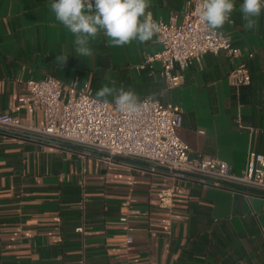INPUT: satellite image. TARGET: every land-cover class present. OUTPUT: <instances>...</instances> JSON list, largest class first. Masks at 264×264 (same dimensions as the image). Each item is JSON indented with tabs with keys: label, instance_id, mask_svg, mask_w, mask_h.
Here are the masks:
<instances>
[{
	"label": "crops",
	"instance_id": "0c3cea01",
	"mask_svg": "<svg viewBox=\"0 0 264 264\" xmlns=\"http://www.w3.org/2000/svg\"><path fill=\"white\" fill-rule=\"evenodd\" d=\"M51 2L0 0V113L42 126V109L30 115L21 101L31 79L52 76L64 95L76 81L95 98L104 85L130 86L141 100L181 108L177 136L192 158L220 160L241 173L249 152L264 155V14L256 29L244 30L243 0H235L233 23L219 31L238 56L206 54L168 89L158 64L139 69L146 54L161 49L156 36L109 47L101 34L91 44L94 55L79 57ZM151 3L154 20L181 22L185 0ZM57 55L68 59L56 62ZM239 65L250 83L237 88L229 74ZM15 133L0 128V264H264L261 194ZM164 192L171 202L161 205ZM80 226L86 234L75 231Z\"/></svg>",
	"mask_w": 264,
	"mask_h": 264
},
{
	"label": "built area",
	"instance_id": "2783aa9c",
	"mask_svg": "<svg viewBox=\"0 0 264 264\" xmlns=\"http://www.w3.org/2000/svg\"><path fill=\"white\" fill-rule=\"evenodd\" d=\"M199 0H185L182 20L175 16L160 23L156 35L161 49L146 54L139 69H153L159 73L168 89L183 83V73L206 54L224 52L230 60L238 53L230 38L213 35L199 23L195 13ZM217 32H221L217 30ZM237 87L247 86L250 76L245 65L235 67L229 74ZM52 77L26 82L27 95L21 101L28 106V114L37 108L43 112L42 126L24 124L19 118L0 113V128L104 152L109 157L138 160L165 168L182 178L202 179L208 183L231 189H244L264 196V155L249 152L244 170L235 173L220 160L190 156V148L177 136L182 121V110L173 104H161L152 97L144 98L145 108L137 115L120 113L115 104L98 102L90 91L79 87L76 81L66 85ZM177 195L185 191L177 189ZM171 194L159 196L161 205L170 203ZM125 221V216L121 218ZM76 232L86 234L80 226Z\"/></svg>",
	"mask_w": 264,
	"mask_h": 264
},
{
	"label": "clouds",
	"instance_id": "9594fccd",
	"mask_svg": "<svg viewBox=\"0 0 264 264\" xmlns=\"http://www.w3.org/2000/svg\"><path fill=\"white\" fill-rule=\"evenodd\" d=\"M151 0H52L50 10L55 19L73 36V51L79 57L94 55L91 46L101 34L109 47H124L137 42L146 44L161 31L153 19ZM236 10L235 0H199L195 13L199 23L213 35H223L226 23ZM244 30L257 28L264 14V0H243L239 6ZM68 56L57 55L56 62L64 63ZM112 97L116 109L127 116L139 114L146 106L132 87L104 85L96 92L98 102L108 103Z\"/></svg>",
	"mask_w": 264,
	"mask_h": 264
},
{
	"label": "water",
	"instance_id": "95a60500",
	"mask_svg": "<svg viewBox=\"0 0 264 264\" xmlns=\"http://www.w3.org/2000/svg\"><path fill=\"white\" fill-rule=\"evenodd\" d=\"M15 134H17V133H15ZM49 142H52V143H56V141H49ZM61 143V142H60ZM95 152H97L98 154H100V155H104V156H108V154H106V153H104V152H98V151H95ZM196 178H199V177H196Z\"/></svg>",
	"mask_w": 264,
	"mask_h": 264
}]
</instances>
